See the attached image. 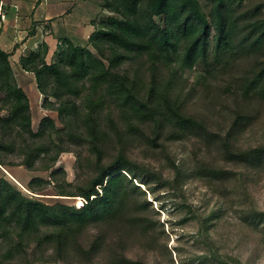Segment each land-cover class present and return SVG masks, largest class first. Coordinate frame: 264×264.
<instances>
[{"label": "trees", "instance_id": "trees-1", "mask_svg": "<svg viewBox=\"0 0 264 264\" xmlns=\"http://www.w3.org/2000/svg\"><path fill=\"white\" fill-rule=\"evenodd\" d=\"M246 1L211 0L206 11L201 0H102L109 15L95 22L89 42L106 67L88 63L72 45L61 49L53 61L48 59L46 44L26 50L19 63L35 75L43 107L58 111L62 128L45 115L34 129L31 98L17 82L12 53L0 47V165H5V154L18 152L20 165L34 170L45 156L56 162L62 152L69 151L66 144L71 142H88L98 158L93 177L75 188L57 187L59 200L52 204L40 199L44 195L24 193L0 177V238L15 236L18 247L34 248L33 254L41 259L47 249H53L49 260L54 262L69 261L76 253L94 263L111 233L116 235L115 242L108 247L112 254L105 264H149L122 252L128 241L171 255L167 243L159 240L166 235L164 226L152 218L153 203L138 185L151 188L160 177L124 151L104 161L103 146L111 132L119 136V142L132 132L155 146H161L160 138H195L225 164L202 160L192 170L176 167L175 178L162 185L175 191L187 179L206 180L223 188L243 208L264 174V140L241 141L257 118L254 102L264 101V0L248 7ZM234 62L239 74L230 84L233 88L225 89L231 90L238 106L230 126L218 130L187 110L183 88L177 90L176 85L186 70L202 65L211 72L234 67ZM56 172L51 178L58 182ZM36 180L40 186L31 180L28 189L40 194L42 179ZM78 197L84 200L79 207L61 200ZM220 211L201 218L198 234L209 243L208 251L179 264H229L232 260L241 264L240 257L223 251L222 241L209 234L221 218ZM239 219L255 230L264 227V211L256 207L246 205ZM90 228L96 232L84 243L81 238ZM202 241L196 239V244ZM0 264H6L4 258Z\"/></svg>", "mask_w": 264, "mask_h": 264}, {"label": "rangeland", "instance_id": "rangeland-1", "mask_svg": "<svg viewBox=\"0 0 264 264\" xmlns=\"http://www.w3.org/2000/svg\"><path fill=\"white\" fill-rule=\"evenodd\" d=\"M260 1L248 0L245 4L248 7ZM201 3L206 11L210 10L211 0H201ZM108 15L109 13L104 9L102 16ZM64 48L62 47V50ZM81 52L88 63H96L102 67L108 65L98 56L91 45L86 49L82 48ZM57 58V53H55L53 60ZM235 63L238 62L233 63L234 67L214 69L211 72H205L202 65L192 70H186L182 73L181 82L176 85L177 90L183 88L182 99L186 103L187 110L200 118H206L211 126L218 130L230 126L234 110L238 106L233 103L231 90L225 89L226 86H230V89L233 88L230 84L233 83L234 76L239 74ZM17 76L19 79L21 78L19 75ZM27 82L25 80L23 83ZM32 86H26V91L31 98L34 129H38L39 123L45 115L51 116L56 121L58 128H62L63 124L59 119L58 111L44 108L42 105L43 95L39 94L34 83ZM253 110L257 112V118L241 136V141L246 144H255L264 140V101H255ZM2 113L6 114V110H3ZM117 117L122 122L119 114ZM105 123L107 124V121ZM147 133L151 135L149 130ZM129 136L123 142H119V136L111 132L110 139L103 146L102 157L107 162L119 152L124 151L136 163L160 177V180L151 184V188L139 183L138 185L146 191L147 200L153 203L152 218L159 220L164 226L166 235H161L159 240L163 244L167 243V249L171 255L166 250L152 252L142 248L141 244H137L136 241L127 242L126 249L122 250L124 254L133 259L143 258L149 264H179L186 257L195 258L197 255L206 253L209 249V243L203 242L198 234L201 218L207 217L212 211L221 210V218L219 221H215V227L209 234L216 241H222L223 251L231 256L240 257L241 264H264V227L255 230L239 219L240 211L246 205L264 211V174L251 189L252 202L248 201L242 206L243 208L238 203L236 204L235 198L233 202V196L225 193L223 188L198 178L187 179L181 183L178 189L172 191L170 187H164L162 184L165 180L170 181L175 178L176 167L188 171L202 160L211 163L219 162L220 165H224L225 162L216 155L214 150L207 149L195 138L178 141L160 138L157 142L161 146H155L140 134L131 132ZM66 145L69 151L62 152L56 162L53 163L50 156H45L36 163L37 168L34 170L20 165L21 157L18 152L5 154V165H0V177H6L24 193L44 195V198H40L41 200L51 204L55 203L59 200L55 198L57 187L75 188L85 184L93 177L98 159L97 154L90 149L88 142H71ZM45 166H50V168L47 169ZM53 171H58L54 174L58 182L51 178ZM36 178L42 179L44 190L40 191V194H35L28 189L31 180H33L34 186H40ZM142 178H147V176L143 175ZM61 200L70 205L75 204L77 207L84 202L81 197ZM193 214L196 218H190L193 217ZM95 232V228L88 229L81 241L85 243L86 239L91 240ZM115 236V233L110 234L108 245L94 263H89L85 257H79L76 253L69 261L54 262L49 260L53 249L45 251L44 259L38 258L33 254L34 248L31 247L27 251H23L21 246L18 247L15 236L7 239L0 238V258H4L6 264H105L112 254V250L108 247L115 242ZM196 239L202 241L200 246L196 244ZM200 247H202L201 250ZM179 250L181 253H178ZM229 264L240 263L232 260Z\"/></svg>", "mask_w": 264, "mask_h": 264}, {"label": "crops", "instance_id": "crops-1", "mask_svg": "<svg viewBox=\"0 0 264 264\" xmlns=\"http://www.w3.org/2000/svg\"><path fill=\"white\" fill-rule=\"evenodd\" d=\"M2 12L5 20L0 27V47L12 53L17 82L26 90L33 83L36 87V81L33 73L22 69L21 55L44 44L50 61L68 45L81 52L91 45L89 38L95 22L103 18L104 8L102 0H4ZM25 80L28 82L23 83Z\"/></svg>", "mask_w": 264, "mask_h": 264}, {"label": "built area", "instance_id": "built-area-1", "mask_svg": "<svg viewBox=\"0 0 264 264\" xmlns=\"http://www.w3.org/2000/svg\"><path fill=\"white\" fill-rule=\"evenodd\" d=\"M4 0H0V27L2 26L3 20H5V14L2 12Z\"/></svg>", "mask_w": 264, "mask_h": 264}, {"label": "bare ground", "instance_id": "bare-ground-1", "mask_svg": "<svg viewBox=\"0 0 264 264\" xmlns=\"http://www.w3.org/2000/svg\"><path fill=\"white\" fill-rule=\"evenodd\" d=\"M80 200H82V199H80ZM83 202V201H82ZM83 204V203H82Z\"/></svg>", "mask_w": 264, "mask_h": 264}, {"label": "water", "instance_id": "water-1", "mask_svg": "<svg viewBox=\"0 0 264 264\" xmlns=\"http://www.w3.org/2000/svg\"><path fill=\"white\" fill-rule=\"evenodd\" d=\"M77 199V198H76Z\"/></svg>", "mask_w": 264, "mask_h": 264}]
</instances>
